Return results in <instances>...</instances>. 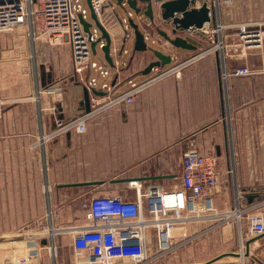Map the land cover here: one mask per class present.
<instances>
[{
	"label": "crops",
	"instance_id": "1",
	"mask_svg": "<svg viewBox=\"0 0 264 264\" xmlns=\"http://www.w3.org/2000/svg\"><path fill=\"white\" fill-rule=\"evenodd\" d=\"M225 7L221 8V18L226 24L230 21ZM155 36L165 47V53H174L172 63L195 54V51L172 48L162 37ZM189 42L197 49L203 46L196 40ZM133 44L132 39L127 45L130 53L127 62L123 65L121 61L125 55L120 59V73H114L108 81L114 86V95L127 91L130 80L135 83L146 80L141 73L152 58L144 53L134 55ZM62 47L51 46L45 40L32 43L26 26L0 33V101L4 102L0 107V142L5 144L0 149L4 147L6 156L24 151L26 160L21 164L40 167L41 170L36 168L38 195L48 198L51 208L60 212L61 217L67 212L73 218L77 207L82 210L80 203L94 196H132L120 187L95 191L91 187L61 188L70 183L68 170L73 168H69L67 158L61 162V150L78 144L83 146L85 169L120 171L118 175L126 179L164 176L149 182L155 186L173 185L171 181L179 179L182 155L195 145L217 158L221 176L214 199L220 210L235 207L237 193L243 207L264 201V77L255 84L235 77L225 81L222 58L214 54L188 66L182 77L170 78L146 89L132 104L92 117L84 135L70 132L43 148L35 147L36 139L54 128L55 117L68 121L83 112L81 102L86 88L74 76L70 48L62 50ZM233 64L227 59L228 72L232 71ZM60 83L67 88L63 97L47 93L46 86L56 88ZM243 85L244 89L240 88ZM105 93L89 92L90 102L93 96L102 97ZM53 108L57 109V116L53 115ZM17 137L19 146H6L8 140ZM29 184L32 183L29 181ZM51 187L57 190L53 192ZM28 194L29 200L34 199L33 191ZM47 211L46 206L41 218L46 217ZM60 224L66 226L61 221ZM81 224L75 220L67 225ZM200 229L194 227L193 231ZM245 234L247 257L237 264H264V235L250 237L247 229ZM67 238L70 239L64 237ZM239 240L236 223H231L209 232L192 246L198 254L210 246L226 253ZM61 242L65 241L56 239L57 249ZM42 243L45 245L47 240L43 239ZM258 247L260 257L253 253ZM41 254V264H62L47 250Z\"/></svg>",
	"mask_w": 264,
	"mask_h": 264
},
{
	"label": "built area",
	"instance_id": "2",
	"mask_svg": "<svg viewBox=\"0 0 264 264\" xmlns=\"http://www.w3.org/2000/svg\"><path fill=\"white\" fill-rule=\"evenodd\" d=\"M204 3L209 8L210 21L201 28L191 27L181 32L188 42L196 40L203 46L187 59L164 68H154L141 83L130 80L127 91L114 95V86L108 81L114 73H120V59L128 53L127 45L133 39L132 31L118 20L115 2L89 0L90 12L95 14L97 22L110 38L109 54L113 61V66H110L105 58L101 64L92 59L105 42H98L102 35L96 25L89 28L90 34L85 31L82 21H89V11L82 0H0V33H10L26 26L32 43L45 40L51 46H68L75 78L90 93L95 90L106 92L102 97L93 96L89 113L68 121L55 117L54 128L42 133L34 146L43 148L70 132L84 135L92 117L132 104L133 99L146 89L167 79L182 77L188 66L214 54L222 58L225 81L228 77L249 78L264 73V69L235 63L238 57L232 55L229 44L232 41V23L225 24L221 18L222 6L232 5V0H194L189 9H201ZM237 35L243 51H259L264 42V25L241 24ZM92 43H96V53L92 52ZM243 54L246 56L247 53ZM227 59L234 63L231 72L227 71ZM52 110L57 116V109ZM217 166L214 155L191 145L182 155V170L177 184L155 186L134 179L128 183L127 190L132 194L129 198L122 195L91 197L81 203L86 220L81 225H59L60 212L49 206L47 225L39 231V238L24 241L32 244L24 255L5 257L0 259V264H41L43 250L56 258V239L59 236L72 240L74 264H154L231 223H236L244 247L245 229L250 237L264 235V201L243 207L237 193L236 206L220 210L214 199L219 192L221 176ZM145 184L148 186L143 188ZM244 221H247L245 228ZM206 223L207 227L201 225L202 229L193 231L197 225ZM43 239L47 240L45 245Z\"/></svg>",
	"mask_w": 264,
	"mask_h": 264
},
{
	"label": "rangeland",
	"instance_id": "3",
	"mask_svg": "<svg viewBox=\"0 0 264 264\" xmlns=\"http://www.w3.org/2000/svg\"><path fill=\"white\" fill-rule=\"evenodd\" d=\"M82 1L85 8H87L89 11L88 20L94 23V21L91 19L90 8L87 0ZM225 8L227 10L226 15L228 17V21H230L226 24L232 23V41H229V44L231 45L232 55L238 57V60L235 61L234 58L233 61H235L238 66L242 64H248L253 68L264 69V42L262 49H259V51L246 52L243 51V45L241 44V41L237 35V29L241 24L247 23L264 25V0H232V5L226 6ZM117 12L122 19H127L128 15L122 8H118ZM128 12L132 11L128 10ZM133 17L134 20H136L134 14ZM63 47L62 50L67 49V46L64 44ZM128 47L131 50L132 45L130 44ZM243 53H247L246 56H244ZM129 56L130 53H127V55L122 58L121 61L123 65L127 62ZM103 58L104 53L102 49H98V54H93L92 56V59L98 64L102 63ZM149 76L150 75L145 77V79H147ZM262 77H264V73L254 75L252 78L249 77L239 79L250 80V84H255L259 82ZM77 82L79 85L83 86L79 80H77ZM65 86L66 84L64 85L60 83L56 88H53L52 86H46V88L48 89L47 92L54 91L55 96L59 98L63 97L64 92L67 90ZM240 88L244 89V85L242 87L240 86ZM2 103L4 105V102L0 101V107ZM18 139L19 137L12 139V141L8 140L6 146H11V144L14 147L19 146ZM0 145H5L4 141L0 142ZM2 149H4V147H1L0 149V259H4L5 257L13 255V258H15L18 255L20 256L25 254L27 247L29 248V246L32 244H27L24 241H31L33 239L39 238V231H42V229L46 228L45 226L47 225V219L46 217L41 218V216L43 215L46 206L48 210V207L50 206L49 203L51 202L48 198H44L43 195H38L37 190H39V187L36 184V168L38 170L40 167H37V165L21 164L26 160V153H24V151L6 156ZM15 150L19 151L18 149ZM63 156L65 157L63 158ZM60 157L62 158L61 162H65V158H67V162L70 164L69 168L73 167L72 169L68 170V174L71 175L70 183L105 181V184L93 186L89 189L94 191L102 189L104 190V188L112 190L115 187H120L121 191L127 190V188L122 184H119L118 186L111 183V180L121 179L119 176L121 175L119 174L120 171L85 169L83 167V146H79V144L75 145L71 149H66L64 147L61 150ZM29 181L32 184H29ZM177 183L178 180L171 181V184L173 185ZM145 185L143 188L148 186L147 184ZM51 188L53 192L57 190V187ZM61 190L64 192L65 189ZM30 191H33V194H35L34 199L32 200H29L28 193ZM62 200H64V198H62ZM52 204L54 206L60 207V205L53 202ZM77 210L78 211L73 218L72 216L69 218L67 212H65L63 217H60V221L64 223V225L71 224L72 221L74 222L75 220L77 223H85V213L78 207ZM60 221L59 225H62L60 224ZM201 225L202 227H207V223L199 224L197 227H200ZM243 226L244 228L247 226V221H244ZM57 239L60 241H65L61 242V245L57 250L58 261H60L62 264H74L72 240L68 238L65 240L63 236H59ZM245 246L246 245L242 247L239 240L234 249L227 251L226 253H220V251H217L210 246L209 248L204 247L201 249L200 254H198L196 252V247L194 245H189L188 247L183 248L176 253L166 256L154 264H237L239 260L247 257V250ZM253 253L256 255L258 253V257H260V247H258L257 251L253 250Z\"/></svg>",
	"mask_w": 264,
	"mask_h": 264
},
{
	"label": "water",
	"instance_id": "4",
	"mask_svg": "<svg viewBox=\"0 0 264 264\" xmlns=\"http://www.w3.org/2000/svg\"><path fill=\"white\" fill-rule=\"evenodd\" d=\"M89 5V0L87 1ZM117 4V8H122L128 15L127 19H122L117 12V17L122 25H126L133 33V54L144 53L148 54L152 58V61L142 71L141 76H148L151 74L154 68H164L171 65L175 55L174 53H165L166 49H163L156 39L155 35H159L165 41H167L172 48L178 50L196 51L197 47L188 42L187 39L181 36V32L189 30L191 27L201 28L204 23L210 21L209 8L207 3H204L201 9H189L190 3L194 0H155L159 5L161 12V19L163 21H170L172 26V35H168L165 31H161L154 24L155 15L152 8V0H113ZM118 10V9H117ZM131 10L132 12H128ZM91 19L94 21L87 22L82 21L85 31L90 34L89 28L94 24L101 30V39L98 41H104L105 45L102 48L104 58L110 66H113L112 58L109 54L110 38L107 32L100 26L96 20L95 14L91 11ZM134 16L136 20H134ZM149 20L152 26L146 24ZM157 47H160L158 49ZM92 50L96 53V43H92ZM170 51V50H169ZM82 114L89 113L91 111L90 95L87 89L84 90V100L81 102ZM81 114V115H82ZM165 178L164 176H150L141 179H136L140 182H151ZM134 179H114L111 180L112 184H128ZM105 181H87L78 183L63 184L61 188H76V187H93L105 184Z\"/></svg>",
	"mask_w": 264,
	"mask_h": 264
},
{
	"label": "flooded vegetation",
	"instance_id": "5",
	"mask_svg": "<svg viewBox=\"0 0 264 264\" xmlns=\"http://www.w3.org/2000/svg\"><path fill=\"white\" fill-rule=\"evenodd\" d=\"M166 1H169V0H166ZM152 8H153V12L155 15L154 24L156 25V27L158 29H160L161 31H165L168 35L171 36L172 35V29H173L171 26V22L170 21H163L161 19V12L159 10V5L155 2V0H152ZM146 24L149 25L150 27L152 26V24H150L149 20L146 21ZM161 47L163 49H165L164 46L161 45Z\"/></svg>",
	"mask_w": 264,
	"mask_h": 264
},
{
	"label": "bare ground",
	"instance_id": "6",
	"mask_svg": "<svg viewBox=\"0 0 264 264\" xmlns=\"http://www.w3.org/2000/svg\"><path fill=\"white\" fill-rule=\"evenodd\" d=\"M133 185H135V183H134ZM47 190H48V189H47Z\"/></svg>",
	"mask_w": 264,
	"mask_h": 264
}]
</instances>
